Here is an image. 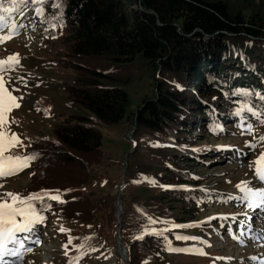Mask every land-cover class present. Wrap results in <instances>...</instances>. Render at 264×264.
<instances>
[{
	"label": "trees",
	"instance_id": "1",
	"mask_svg": "<svg viewBox=\"0 0 264 264\" xmlns=\"http://www.w3.org/2000/svg\"><path fill=\"white\" fill-rule=\"evenodd\" d=\"M37 7H42V14L33 10ZM22 12L12 14L18 26H26L30 15L49 28L70 30L69 55L75 62L69 68L77 77L67 94L74 106L107 126L128 118L131 79H125L122 88H110L100 78L111 79V73L78 60L92 66L91 62L103 59L117 68L147 65L145 74L154 78V97L143 100L133 119L135 137L151 141V158L145 164L137 153L131 155L127 177L150 190V195L136 197L130 216L137 221L125 217L122 230L128 264H169V248L180 241L177 236L191 231L187 222L199 214V205L207 203L201 188L204 181L184 164L206 168L204 161L211 160V151L188 132L230 139L222 126H232L238 130L235 138L247 142L248 150L261 145L256 142L264 137V0H44L40 5L25 0ZM83 120L88 121L69 117L56 126L57 142L50 143L49 149L19 155L39 154L28 162L34 169L28 193H47L42 204L32 201L43 219L24 235L27 243L35 242L41 227L55 218L83 225L96 218L88 217L95 209L75 189L86 185L89 167L103 160V135L77 122ZM258 130L263 131L261 138ZM188 150L195 156L182 155ZM221 150L224 155L214 154L227 156L229 162L247 153ZM54 195L58 201L51 199ZM49 204L50 209L39 211ZM15 206L26 207L19 202ZM157 218L181 227L158 235L151 231ZM118 262L123 264L120 258Z\"/></svg>",
	"mask_w": 264,
	"mask_h": 264
},
{
	"label": "rangeland",
	"instance_id": "2",
	"mask_svg": "<svg viewBox=\"0 0 264 264\" xmlns=\"http://www.w3.org/2000/svg\"><path fill=\"white\" fill-rule=\"evenodd\" d=\"M26 19L30 27L20 26L19 35L0 41V61H8L9 57L16 55L19 58L18 63L10 62L14 64L13 70L3 73V77L5 88L17 97L16 103L20 105L8 113V123L0 131L5 133L6 139L15 134L22 142L3 155L25 156L27 151L34 153L49 149L50 143L57 142L54 136L56 126L75 117L88 119L77 122L91 125L102 133L103 160L89 167L86 185L75 189L93 205L95 213L86 216H96L95 220L83 225L65 217L55 218L41 227L35 242L25 241L28 251L18 249L19 254L8 256L3 264H118L119 258L123 264H128L119 253L121 241L128 259L122 221L127 217L136 223L137 218L130 216L135 199L150 195V190L132 184L127 177L131 155L137 153L144 163L151 158V141L140 142L135 137L133 118L143 100L154 97V78L147 71L145 74L147 65L142 63L117 68L114 62L103 59L91 62L92 66L85 60H78L77 63L89 68L111 73V79L100 78L103 85L110 88H122L123 81L131 79L130 86H127L130 99L128 118L119 125L107 126L91 113L74 106L67 94V87L73 85L77 77L76 71L69 68V63L75 62L69 55L70 30L49 29L48 24H41L30 15ZM8 32L5 29L0 35L7 36ZM222 127L231 134L230 139L208 135L204 138L197 131L188 132L202 147L211 151V160L204 161L206 168L194 162L184 164L188 171L204 181L201 188L207 203L198 206L199 214L191 211L196 214L187 222L188 226L192 225L188 229L191 231L180 235L195 239L180 240L171 248L202 250L204 254L169 250V264H264V207H249L243 198L244 192L238 187L246 184L249 188L264 189V183L256 175L257 167L264 172V160L259 165L256 163L264 154V142L261 143L260 139L256 144L261 145L248 150L247 142L241 143L235 138L236 128ZM262 132L258 130L257 137L261 138ZM137 142H140L138 146ZM224 148L247 153L229 162L225 159L227 156L218 158L214 154L224 155L221 150ZM184 154L195 156L193 150ZM33 174L30 165L18 174L0 177V203L14 204L7 193L15 194L21 200L27 199L31 195L28 190L33 184ZM79 209L88 212L85 207ZM155 221V230L151 231L157 233H168L178 226L158 218ZM23 234L16 235L23 238Z\"/></svg>",
	"mask_w": 264,
	"mask_h": 264
},
{
	"label": "snow or ice",
	"instance_id": "3",
	"mask_svg": "<svg viewBox=\"0 0 264 264\" xmlns=\"http://www.w3.org/2000/svg\"><path fill=\"white\" fill-rule=\"evenodd\" d=\"M6 2L11 3V7H4ZM30 3L40 5L44 3V0H29ZM25 0H0V33H3L5 29H8V35L2 36L0 35V41H6L16 35H19L18 27L22 26L15 22L12 18V14L18 13L20 15H24L22 12V6L24 5ZM38 14L43 13L42 7H37L33 9ZM18 55L12 56L8 58V61H0V128L4 127L8 123V113L13 108H18L20 105L16 103L17 97L11 95L4 85V77L3 73L7 71L13 70L14 64L10 62L18 63ZM247 93H245L246 95ZM23 97H20L22 99ZM264 99V97H261ZM251 111V109H248ZM239 115V113H237ZM254 115L256 113H253ZM248 132H251L252 129L249 127L247 129ZM264 140V137L261 138ZM21 141L19 138L12 134L10 138H5V133L0 131V177H7L10 175L18 174L19 171H22L23 168L28 166V162L35 159L37 154L29 155L27 157L21 156H7L5 157L3 154L5 151L9 150L12 147L18 146ZM254 147V146H250ZM264 160V154H262L260 160L256 163L259 165L260 161ZM256 175L259 180L264 183V172L261 171L259 167L256 169ZM154 183V181H152ZM241 188V191L244 192V200L248 202L249 207H264V189L257 190L253 188H249L245 185L238 186ZM7 196L11 197L14 204H8L7 202L0 203V258L3 256H17L18 249L26 248L25 241L28 239L27 236L23 238H18L17 233H31L35 225L40 222L43 217L39 215V212L36 210L35 205L32 203L34 200H40L41 204L43 202L44 196H47V193H44V196L41 194H31L27 200H21L17 195L12 193H7ZM52 200H59L58 196L51 197ZM19 201L20 204L26 205V207H17L15 206V202ZM52 206L46 205L42 206L39 211H44L45 208L50 209ZM17 216H21L22 219L20 222H17L15 219ZM155 223V221H152ZM181 227V226H175ZM158 235H162V233H157ZM142 238V237H141ZM178 240H189L195 239L193 237L188 236H177ZM71 241H69L70 243ZM9 245H13V247H9ZM170 251L173 252H187L189 254H199L203 255L202 250H194V249H180V248H169ZM72 264V262H70Z\"/></svg>",
	"mask_w": 264,
	"mask_h": 264
},
{
	"label": "water",
	"instance_id": "4",
	"mask_svg": "<svg viewBox=\"0 0 264 264\" xmlns=\"http://www.w3.org/2000/svg\"><path fill=\"white\" fill-rule=\"evenodd\" d=\"M120 205H121V202H120ZM119 253L121 255V258L127 263L128 259L126 256V249L124 245L121 243V241L119 242Z\"/></svg>",
	"mask_w": 264,
	"mask_h": 264
},
{
	"label": "bare ground",
	"instance_id": "5",
	"mask_svg": "<svg viewBox=\"0 0 264 264\" xmlns=\"http://www.w3.org/2000/svg\"><path fill=\"white\" fill-rule=\"evenodd\" d=\"M121 214V213H120Z\"/></svg>",
	"mask_w": 264,
	"mask_h": 264
}]
</instances>
